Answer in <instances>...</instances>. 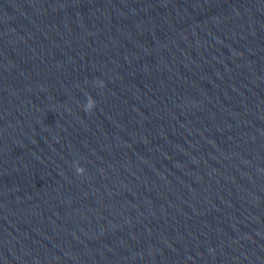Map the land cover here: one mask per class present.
I'll return each instance as SVG.
<instances>
[{"label":"water","instance_id":"95a60500","mask_svg":"<svg viewBox=\"0 0 264 264\" xmlns=\"http://www.w3.org/2000/svg\"><path fill=\"white\" fill-rule=\"evenodd\" d=\"M0 264H264V0H0Z\"/></svg>","mask_w":264,"mask_h":264},{"label":"clouds","instance_id":"9594fccd","mask_svg":"<svg viewBox=\"0 0 264 264\" xmlns=\"http://www.w3.org/2000/svg\"><path fill=\"white\" fill-rule=\"evenodd\" d=\"M99 87H103V82H100ZM96 107V101L89 95L87 97L86 103L83 105L84 111L91 113ZM75 171L78 175H83L85 172V169L80 166L79 162H74L73 164Z\"/></svg>","mask_w":264,"mask_h":264}]
</instances>
